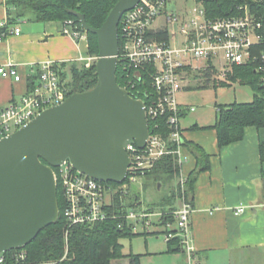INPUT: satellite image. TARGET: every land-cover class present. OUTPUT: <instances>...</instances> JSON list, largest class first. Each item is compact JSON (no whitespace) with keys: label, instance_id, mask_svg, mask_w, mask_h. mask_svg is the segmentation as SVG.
<instances>
[{"label":"built area","instance_id":"built-area-1","mask_svg":"<svg viewBox=\"0 0 264 264\" xmlns=\"http://www.w3.org/2000/svg\"><path fill=\"white\" fill-rule=\"evenodd\" d=\"M168 1L139 0L133 8L123 13L118 23V39H122L123 44L117 58L120 56L122 59L125 74V86L121 87L133 94L131 91L142 79L141 70L150 66L151 92L146 100L133 95L144 103L148 126L150 121L165 116L169 128V136L165 138L160 132L152 133L149 127V136L141 149L132 139L124 142V148L130 155L126 176L129 182L143 178L163 155L171 152L180 155L183 142L179 119L183 107L177 102L179 91L202 84L205 80L230 84V75L235 66L258 59L262 60V64L258 63L255 70L262 75L264 82V51L261 50L259 55L253 51V46L262 43L258 33L262 21L251 5L239 3L228 14L210 17L202 5L192 11L169 10L166 7ZM259 1L251 0L253 3ZM158 20L160 22L156 23ZM6 21H0V26L6 25ZM158 31L164 32L166 39L157 37L155 33ZM12 33L19 34V27L12 25L8 31L0 33V41ZM62 33L84 40L88 45L87 31L78 28L71 18L64 21ZM97 57L87 55L77 59L89 65L95 63ZM58 64L56 61H44L34 85L0 109V138L16 131L45 108L57 105L69 96ZM0 75L15 80L21 78L16 65L11 62L0 64ZM169 143L175 144V149L170 150ZM54 180L63 195V218L68 227L91 225L119 217L123 220L119 226L126 223L132 233L163 232L166 242L176 239L190 259L193 252L189 244L190 215L194 207L191 200L185 198L186 178L181 177L179 180V190L183 196L178 208L149 211L145 207L132 206L126 212L118 213L110 209L118 188H111V194L107 197L110 186L106 181L81 173L68 159L54 168ZM119 189L124 194L128 193L127 184ZM243 210L244 205L238 206L235 213H242ZM67 233L68 230L64 235L66 241ZM26 253L24 249L9 255L0 252V264H24ZM8 258L12 260L10 263ZM189 264L199 263L195 261Z\"/></svg>","mask_w":264,"mask_h":264},{"label":"crops","instance_id":"crops-1","mask_svg":"<svg viewBox=\"0 0 264 264\" xmlns=\"http://www.w3.org/2000/svg\"><path fill=\"white\" fill-rule=\"evenodd\" d=\"M10 3L11 0H0V21L7 20L8 9H12ZM13 25L19 27L20 33H12L0 41V64H15L21 78L15 80L0 75V109L32 87L29 81L36 80L35 75L44 61L65 63L68 67L71 62H84L78 57L90 55L86 52L87 43L63 34L61 24L55 20L35 21L24 17ZM234 83L238 82L217 87ZM221 94L211 86L185 88L177 94V102L183 107L179 119L183 145L177 155L178 179L186 178L185 198L190 199L194 207L189 238L193 252L189 259L184 249L171 251L170 241L163 239L165 244L158 249L166 256L162 264L195 261L199 264H264V161L259 149V143L264 142V127L246 126L241 140L220 148L217 132L212 127L219 107L250 102L253 90L250 100L242 101L240 91L236 90L233 101L225 104L216 102ZM213 102L212 121H205L200 112L189 117L197 108L210 107ZM195 147L201 148L207 157L199 153L197 159L193 153ZM207 162L208 167L203 168ZM191 171L196 173L188 189ZM182 196L179 190L173 204L161 211L178 208ZM141 201L142 198L139 204ZM241 205H244L243 212L236 214L235 209Z\"/></svg>","mask_w":264,"mask_h":264},{"label":"water","instance_id":"water-1","mask_svg":"<svg viewBox=\"0 0 264 264\" xmlns=\"http://www.w3.org/2000/svg\"><path fill=\"white\" fill-rule=\"evenodd\" d=\"M139 0H118L101 26L69 10L98 40L97 82L49 106L0 138V252L22 249L59 215L54 168L68 159L100 181L126 180L130 155L124 142L143 148L149 134L145 107L116 81L118 23Z\"/></svg>","mask_w":264,"mask_h":264},{"label":"trees","instance_id":"trees-1","mask_svg":"<svg viewBox=\"0 0 264 264\" xmlns=\"http://www.w3.org/2000/svg\"><path fill=\"white\" fill-rule=\"evenodd\" d=\"M118 0H11L10 5L12 9H8V17L6 25L0 26V33L8 31V28L21 18L29 17L35 21H57L61 24L69 18L73 19L78 28H81L78 18L69 12L75 10L83 13L86 22L94 28L101 26L109 13V9ZM205 8L207 15L216 17L228 14L236 7L237 4L247 2L251 5L255 14L261 19L262 27L258 30L262 38V43L253 46V51L260 54L264 51V0L259 3H253L251 0H197ZM160 39H166L165 33L158 31L155 33ZM87 53L90 55H98V40L93 33L87 32ZM122 39L119 40V50L122 48ZM261 63L258 59L256 62H251L245 65H237L233 68L230 79L233 82H240L246 84L253 90V98L250 102H233L229 105L220 106L217 119L212 127L217 132L218 146L223 148L227 144L241 140L243 137V129L246 126L264 127V82L262 75L255 70V66ZM116 81L120 86H125V74L122 66V59L117 58L116 64ZM62 79L65 81L71 95L75 91H85L92 88L96 84L97 75L94 63L89 65H78L71 62L68 67L65 63L57 65ZM150 66L147 69H142V79L136 83V88L131 92L139 98L146 100L147 95L151 92ZM40 70L38 69L35 79L38 77ZM32 78L29 85L33 86ZM223 86V83H210L205 80L202 84H196L190 88H209V87ZM150 121V120H149ZM150 131L152 133L160 132L165 138L169 136V128L165 116H159L155 121L149 122ZM185 144H187L185 142ZM260 158L264 161V142L259 143ZM183 145V143H182ZM188 145V144H187ZM168 148L175 149V144L169 143ZM193 148V153L198 159L201 154L205 157L207 155L201 151V148ZM201 151V152H200ZM200 153V154H199ZM199 154V155H198ZM176 153H168L160 157L155 163V166L147 171L144 176H148L155 182L170 180L174 173L179 171V163L177 162ZM208 167V162L203 168ZM57 169H55L56 171ZM196 171L189 173L188 189L194 180ZM143 176V177H144ZM129 182L127 178L124 182L115 183L106 181L107 185H112L118 188L113 195V203L111 210L115 209L118 212H126L130 207H139V194L120 192L119 187ZM58 195V209L59 215L55 222L42 228L35 236V239L22 249L25 250L26 258L24 264H111V259L120 258L122 253V244L120 238L126 235H133L128 226H119L122 220L118 218L105 219L102 222H97L91 225H80L68 227L63 218L62 196L59 184L57 185ZM164 198V197H163ZM156 207V205H155ZM153 205H146L149 211L155 210ZM163 210V209H162ZM168 217V216H167ZM172 220V219H169ZM123 221V220H122ZM125 221V220H124ZM67 233V241L65 232ZM170 250H180L178 241H170ZM22 249H11L6 252L7 255L18 252ZM129 264H141L140 254L134 253L128 256ZM12 260L8 258V263Z\"/></svg>","mask_w":264,"mask_h":264},{"label":"rangeland","instance_id":"rangeland-1","mask_svg":"<svg viewBox=\"0 0 264 264\" xmlns=\"http://www.w3.org/2000/svg\"><path fill=\"white\" fill-rule=\"evenodd\" d=\"M201 5V2L197 0H169L167 3V8L169 10H179V9H187L188 11H192L196 8V6ZM158 20L156 23H159ZM84 41V40H83ZM86 43V41H84ZM84 43L82 48H84ZM85 54V51H83ZM83 63H79L81 65ZM91 64V63H90ZM212 90H220L222 94L216 100L217 103H223L233 101L234 92L237 90L240 91L239 98L243 100H250L252 96V90L246 84L242 83H234L231 85H227L224 87H211ZM210 91V90H209ZM248 98V99H247ZM212 105L197 108V111L190 114V116L194 115L197 112L203 113L205 121H212L213 116V108L214 102ZM178 173H174L172 179L164 180L159 182H155L148 176H144L143 178H138L135 181H131L126 183L128 186V196H133L132 194H139L142 198L141 203L139 204V208H144L146 205H153L155 210H161V208H167L169 204H173V201L176 199V196L179 194V190L177 189L178 183ZM109 190L107 192V197L111 194V188H114L112 185H109ZM164 197V198H163ZM154 211V210H153ZM163 232L161 233H153L147 232L146 234H133L126 235L120 238V242L122 244V253L123 255L118 259H111V264H129L128 256L130 254H141L140 261L141 264H148L155 261L156 264H162L164 262L165 255L160 254L158 249L163 246L164 243ZM155 249V250H154ZM148 251H150L148 253ZM154 251L155 253H151ZM148 253V254H147Z\"/></svg>","mask_w":264,"mask_h":264}]
</instances>
